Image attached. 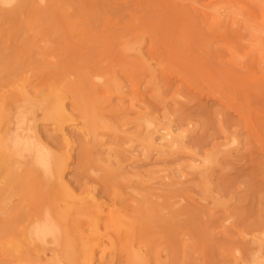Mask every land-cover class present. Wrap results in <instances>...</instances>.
Instances as JSON below:
<instances>
[{
	"label": "rangeland",
	"instance_id": "374dc122",
	"mask_svg": "<svg viewBox=\"0 0 264 264\" xmlns=\"http://www.w3.org/2000/svg\"><path fill=\"white\" fill-rule=\"evenodd\" d=\"M36 1L0 2V110L32 97L39 135L5 146L0 264L264 263V33L247 24L264 31V0Z\"/></svg>",
	"mask_w": 264,
	"mask_h": 264
},
{
	"label": "bare ground",
	"instance_id": "6f19581e",
	"mask_svg": "<svg viewBox=\"0 0 264 264\" xmlns=\"http://www.w3.org/2000/svg\"><path fill=\"white\" fill-rule=\"evenodd\" d=\"M4 2V1H8V2H6V3H13V5H14V8H13V16H15V17H17L19 14L21 15V12L24 10V9H26L25 7L27 6L28 7V5H30V4H32V2H31V0H0V2ZM34 1H36V0H34ZM50 1H52V0H50ZM50 1H45L44 0V4H45V2H50ZM54 1V0H53ZM55 1H57V0H55ZM54 1V2H55ZM59 1H61V0H59ZM69 1V0H68ZM218 1V0H217ZM223 1H225V0H223ZM259 1H261V0H259ZM258 1V2H259ZM37 3L39 2V1H36ZM62 2V1H61ZM60 2V3H61ZM222 2V1H221ZM220 2V4L222 5V4H224V2L223 3H221ZM226 2V1H225ZM52 2H50V4H51ZM59 2L57 1V4H58ZM73 3V2H72ZM75 3V2H74ZM79 3V2H78ZM229 3V2H228ZM227 3V4H228ZM232 3H234V2H232ZM28 4V5H27ZM36 4V3H35ZM34 4V5H35ZM44 4H43V6H41V8H42V10L45 8L44 7ZM53 4V3H52ZM52 4H51V8H52ZM82 4V3H81ZM95 4V3H94ZM97 4V3H96ZM95 4V5H96ZM236 4V3H235ZM234 4V5H235ZM262 5L264 4V2L263 3H261ZM0 5H1V3H0ZM39 5H40V3H39ZM47 5H48V3L46 4V7H47ZM54 6H55V4H53ZM68 5V4H67ZM67 5H65V3H64V8L67 6ZM72 5V4H71ZM93 5V4H92ZM221 5H218V8H216V6H215V9H219V7H221ZM229 5H230V3H229ZM259 5V4H258ZM8 6V5H7ZM32 6V5H31ZM30 6V8H27V9H32L33 7H31ZM36 6H38V5H36ZM35 6V7H36ZM50 5H48V7L47 8H50L49 7ZM60 5H58L57 7H59ZM73 6V5H72ZM79 6H80V4H79ZM90 6V5H89ZM214 6V5H213ZM224 6V5H223ZM226 6V5H225ZM230 6H232V5H230ZM230 6H229V8H230ZM237 5H235V7H236ZM240 7H241V5H239ZM260 6V5H259ZM4 7V6H3ZM39 7V6H38ZM68 8H69V5L67 6ZM75 7V6H74ZM94 6H92L91 8H93ZM243 7V9H244V6H242ZM40 8V7H39ZM40 8V9H41ZM47 8L45 9V10H47ZM51 8H50V11L49 10H47L46 12H48L49 11V15H48V13H46V18L49 16V17H53L54 18V15L55 14H53L52 15V13L50 14V12H53V13H55L54 11L56 10V8H52L53 10H51ZM62 8V7H61ZM76 8V7H75ZM80 8V7H79ZM98 8V7H97ZM100 8V7H99ZM214 8V7H213ZM224 8V7H223ZM262 8H264V6H262ZM12 9V8H11ZM39 9V10H40ZM63 9V8H62ZM78 9V8H77ZM84 9V8H83ZM86 9V8H85ZM208 9H209V7H208ZM210 9H211V7H210ZM235 9V8H234ZM239 9H241V8H238V10ZM44 10V11H45ZM61 9L60 8H58V11H60ZM66 10H69V9H66ZM212 10V9H211ZM221 10V9H220ZM224 10H227L226 8L224 9ZM230 10V9H229ZM231 10H233V9H231ZM238 10L236 11V10H234L236 13L238 12ZM242 10V9H241ZM1 11V10H0ZM43 11V12H44ZM58 11H57V13H58ZM84 11V10H83ZM99 11V10H98ZM213 11H214V9H213ZM213 11H209V12H211L212 14H214V12ZM223 11V10H222ZM240 11V10H239ZM257 11H258V9H257ZM2 12V11H1ZM7 12V11H6ZM33 13L32 14H37V12H38V10L36 11V12H34V11H32ZM40 12H41V10H40ZM40 12H38V13H40ZM42 12V13H43ZM69 12V11H68ZM68 12H66L65 11V13H68ZM216 12H218L217 10H216ZM225 12H228V10L227 11H225ZM232 12V11H231ZM242 11H240L239 12V15H240V13H241ZM264 12V11H263ZM26 13V12H25ZM30 13V12H29ZM41 13V14H42ZM61 13V12H60ZM88 13H91V12H88ZM218 13H222V16L221 17H223L224 15H223V12H218ZM229 14H231L230 12H228ZM234 13V12H233ZM1 14V13H0ZM23 14V13H22ZM41 14H39L40 15V17H39V15H35L36 17H38V18H41V20H42V18L44 19V17H42L43 15H41ZM59 14V13H58ZM62 15H63V12L61 13ZM61 14H59V17L60 18H62V15ZM81 14V13H80ZM87 14V13H86ZM85 14V15H86ZM94 14V13H93ZM217 14V13H216ZM225 14V13H224ZM235 14V13H234ZM246 14V13H245ZM245 14H244V16H245ZM9 15V14H8ZM208 15V14H207ZM219 15V14H218ZM247 15V17H248V14H246ZM263 15H264V13H263ZM263 15H261L262 17H263ZM6 16H7V13H6ZM33 16V15H32ZM34 16V17H35ZM67 16V15H66ZM82 16V15H81ZM214 16H215V14H214ZM237 16V15H236ZM241 16V18H242V15H240ZM240 16H238L239 18H240ZM260 16V17H261ZM1 17V16H0ZM57 17V16H56ZM55 17V18H56ZM94 17H97V16H94ZM220 17V18H221ZM225 17H227V15L225 16ZM224 17V18H225ZM231 17H233L234 18V16H232L231 15ZM250 17V16H249ZM55 18L53 19V20H55ZM58 18V17H57ZM78 18V17H77ZM92 18V17H91ZM214 18H216V17H214ZM219 18V17H218ZM218 18H217V20H218ZM32 19V18H31ZM49 21H50V19L49 18H47ZM47 19L45 20L44 19V21H46L45 23H47ZM242 19H244V17L242 18ZM251 19V18H250ZM261 19V18H260ZM260 19H258V20H260ZM263 19V18H262ZM41 20H39V21H41ZM220 21H222L221 19H219ZM245 20V19H244ZM247 20V19H246ZM245 20V21H246ZM249 20V19H248ZM44 21H43V23H44ZM52 21V20H51ZM50 21V22H51ZM56 21V20H55ZM54 21V22H55ZM88 21V20H87ZM93 21V20H92ZM215 21H216V19H215ZM238 21H240L239 19H238ZM250 21V20H249ZM248 21V26L250 27V31H252V34H254L255 36H257V35H259V36H257V37H259L260 39L263 37L262 35H261V37H260V33H264V31L262 32V30H260L262 27H259L257 24L258 23H256L255 24V22H254V24L252 23V25H249L250 23H251V21L249 22ZM31 23H29V24H32V21H30ZM96 22V21H95ZM236 22V21H235ZM241 22V21H240ZM244 22V21H243ZM261 22V21H260ZM33 23H35V22H33ZM36 23H39V22H36ZM92 23V22H91ZM94 23V22H93ZM217 23V22H216ZM221 23V22H220ZM239 23V22H238ZM26 24H27V22H26ZM26 24H25V27H27L26 26ZM219 24V23H218ZM237 24V23H236ZM264 24V23H263ZM35 25V24H34ZM37 25V24H36ZM35 25V26H36ZM52 25V24H51ZM93 25V24H92ZM256 25L257 27H259V28H257V27H254V26ZM261 25H262V22H261ZM30 26V25H29ZM91 26V25H90ZM233 26V25H232ZM34 27V26H33ZM93 27H95V24H94V26ZM246 27V26H245ZM32 28V27H31ZM35 28V27H34ZM256 28L258 29V31L256 30ZM28 29V28H27ZM26 30V29H25ZM32 30L33 31H35L33 28H32ZM39 30V29H38ZM92 30V29H91ZM27 31V30H26ZM28 31H29V29H28ZM33 31H31V32H33ZM40 31H42L41 29H40ZM53 31V30H52ZM249 31V32H250ZM37 32V31H36ZM36 32H34V34H36L37 35V33ZM44 32H45V30H44ZM25 33V32H24ZM24 33H22L23 35H24ZM42 33H43V31H42ZM46 33V32H45ZM33 34V35H34ZM55 34V33H54ZM252 34H251V39L250 40H252ZM22 35V36H23ZM27 35V34H26ZM39 35H41V34H38L37 36L39 37ZM61 35V34H60ZM250 35V34H249ZM19 36H21V35H19ZM25 36V35H24ZM254 36V37H255ZM43 37V36H42ZM250 37V36H249ZM22 38V37H21ZM21 38H18V41L19 40H21ZM28 38V37H27ZM26 38V39H27ZM33 38H36V36H33ZM45 38V39H44ZM48 38V37H47ZM55 38H56V36H55ZM256 38V37H255ZM255 38H254V40H255ZM259 38H257V39H259ZM25 38H23V40H24ZM25 39V40H26ZM31 39V38H30ZM40 39H42V40H46V37H43V38H40ZM49 39V38H48ZM263 39V38H262ZM29 39H27V41H28ZM264 40V39H263ZM22 41V40H21ZM20 41V42H21ZM34 41V44H35V40H33ZM33 41L31 40V42L33 43ZM36 41H38V40H36ZM88 41V40H87ZM257 42H258V40H256ZM20 42H18L19 44H20ZM23 42V41H22ZM22 42H21V44H22ZM30 42V41H29ZM28 42V43H29ZM30 42V43H31ZM42 42V41H41ZM251 42V41H250ZM257 42H255L254 44H255V46H253V47H255V51L256 50H258V48H256L257 46L259 47V45H257L258 43ZM27 43V42H26ZM54 43V42H53ZM252 44H253V42H251ZM260 43H262V40H261V42ZM259 43V44H260ZM7 44V43H6ZM18 44V45H19ZM37 44V43H36ZM31 45V44H30ZM30 45H29V48L30 49H35L36 47H32V45H31V47H30ZM257 45V46H256ZM260 45H262V44H260ZM263 45H264V42H263ZM35 46H37V45H35ZM40 46V45H39ZM2 47V46H1ZM16 47V46H15ZM21 47H22V45H21ZM24 48H26V46H23ZM23 47H22V49H23ZM252 47V48H253ZM6 48V47H5ZM5 48H2V49H5ZM8 48H9V46H8ZM262 48V51L264 50V47H259V49H261ZM7 49V48H6ZM32 49V50H33ZM254 49V48H253ZM19 50V49H18ZM21 50V49H20ZM19 50V52H22V51H20ZM46 50V49H45ZM54 50V49H53ZM52 50V51H53ZM31 51V50H30ZM48 51V50H47ZM18 52V53H19ZM26 52H27V50H26ZM33 52V51H32ZM23 53H25L24 52V50H23ZM34 53V52H33ZM52 53V52H51ZM256 53V52H255ZM13 53H9V54H7V55H12ZM38 54V53H37ZM36 54V55H37ZM40 54V53H39ZM252 54V53H251ZM19 55V54H18ZM34 56H35V54H33ZM261 55V54H260ZM13 56V55H12ZM34 56H32V55H30L29 57H32L33 58V61H37V60H35V57ZM43 56V55H42ZM3 57V56H2ZM19 57H21V56H19ZM38 57H40L41 58V56H37L36 58H38ZM45 57V56H44ZM238 57V56H237ZM259 57V56H258ZM5 58V57H4ZM4 58H3V60H4ZM7 58H10V56L9 57H7ZM12 58V57H11ZM14 58V57H13ZM13 58H12V60H13ZM2 59V58H1ZM0 59V60H1ZM6 59V58H5ZM21 59H22V57H21ZM26 59V58H25ZM264 59V58H263ZM262 59V60H263ZM8 61H9V59H7ZM7 60H5V61H7ZM11 60V61H12ZM24 60V59H23ZM29 60L30 59H27V61L29 62ZM32 60V59H31ZM31 60H30V62H31ZM8 61H7V63H8ZM11 61H9V62H11ZM27 61H25L24 60V62L25 63H27ZM1 62H3V61H1ZM22 62V61H21ZM40 62V61H39ZM15 63V62H14ZM13 63V64H14ZM38 63V62H37ZM6 64V63H5ZM13 64L11 65V66H13ZM16 64H19V63H16ZM260 64H262V63H260ZM8 65V67H10L9 66V64H7ZM15 65V64H14ZM21 66H23V64H20ZM19 65V66H20ZM40 66V65H39ZM15 67V66H14ZM16 67H18V66H16ZM21 68V67H20ZM19 68V69H20ZM13 69V68H12ZM11 69V70H12ZM8 70H10V68L8 69ZM14 70V69H13ZM15 70H17V68L15 69ZM18 71V70H17ZM14 72V71H13ZM9 73H11L10 71H9ZM8 73V74H9ZM13 73H11V75H12ZM10 75V74H9ZM96 77V76H95ZM94 77V78H95ZM115 79V78H114ZM112 80V79H111ZM97 81L99 82V83H102V82H104V79H102L100 76H98V78H97ZM107 83L109 84V87L110 88H112V89H114L115 91H119L121 88H120V86L119 85H117V83L115 82V81H107ZM105 84V83H104ZM77 85V84H76ZM73 86V85H72ZM71 86V87H72ZM70 87V86H69ZM67 90H69V89H67ZM71 91H73V90H69V91H67V93L68 92H70L71 93ZM77 91V90H76ZM75 92V91H74ZM75 93H77V96L79 95L78 94V92H75ZM19 94H20V92H19ZM24 96V95H23ZM25 96H26V94H25ZM75 96V95H74ZM26 97H29V96H26ZM26 97H22L21 96V98L20 99H18V103L17 104H15L14 105V108H13V112L11 113V114H5L4 113V111H2L3 109H1L0 110V115H2V116H0V130L2 131V129L1 128H3L4 130H5V133L3 134V135H1L0 134V171H5L6 170V168L9 166V164H8V162L10 161V159H12V157H15V156H13V155H11V153L9 154H7L6 153V150H5V146H7L8 145V143L10 144V143H16V142H25V141H28L30 138V132H33V137L34 136H36V138H37V136H39L38 135V131H37V127L36 126H33V124H32V122L29 120V119H27V117H29V116H34V113H35V109L33 108V107H31L32 105L31 104H33V101H31V100H29V99H32V97L30 98L29 97V99H27ZM71 97H73V95H71ZM34 99V98H33ZM76 99V98H75ZM42 100V99H41ZM43 100H44V98H43ZM0 105H1V103H0ZM4 106H5V103L3 104ZM1 108H2V106H1ZM4 108V107H3ZM16 108V109H15ZM5 109V108H4ZM56 109V108H55ZM55 109H53V110H49L50 112H42V114H43V117L45 118V120L46 121H48V122H51L52 123V125H54L55 127H56V129H58V130H60V131H64L65 130V128H63V127H61V125H60V122H59V120H57V118H56V116H57V114L59 113V110L57 109V110H55ZM83 112V111H82ZM85 112V111H84ZM24 114V115H23ZM86 115V114H85ZM88 115V114H87ZM95 115V114H94ZM89 117H90V115H88ZM26 117V118H25ZM90 119V118H89ZM166 121V120H165ZM145 124V123H144ZM146 125V124H145ZM53 127V126H52ZM82 127V126H81ZM150 127V126H149ZM62 129H64V130H62ZM168 130V129H167ZM0 131V132H1ZM115 131V130H114ZM117 131V130H116ZM162 132V131H161ZM165 132H166V130H165ZM168 132H170V129H169V131ZM167 132V133H168ZM2 133V132H1ZM21 133H24L22 136L20 135ZM42 133V132H41ZM147 133V132H146ZM150 133V132H149ZM148 133V134H149ZM172 133V132H171ZM170 133V135H172ZM65 134V133H64ZM153 134V133H152ZM164 134V133H163ZM166 134V133H165ZM167 135V134H166ZM41 136V135H40ZM165 136V135H164ZM168 137V136H167ZM171 137V136H170ZM155 138V137H154ZM162 138V137H161ZM165 138H166V136H165ZM165 138H164V140H165ZM169 138V137H168ZM43 139V138H42ZM41 139V140H42ZM146 139V138H145ZM167 139V138H166ZM170 139V138H169ZM168 139V140H169ZM40 140V139H39ZM40 140V141H41ZM144 140V139H143ZM146 140H148V139H146ZM152 140V139H151ZM157 140V139H156ZM161 140H163V138L161 139ZM172 140V139H171ZM44 142H45V140H44ZM66 142V141H65ZM153 141H150V143H151V145L153 144L152 143ZM169 142H170V140H169ZM147 143V142H146ZM156 143V142H155ZM42 144V143H41ZM172 144H173V142H172ZM45 145V144H44ZM157 145V144H156ZM156 145H155V147H156ZM46 147H47V145H45ZM159 146V145H158ZM150 147V146H149ZM171 147H172V145H171ZM48 148V147H47ZM50 148V147H49ZM48 148V149H49ZM151 148V147H150ZM50 151H51V149H49ZM55 151V150H54ZM54 151H51L52 152V160H53V162L55 163V170H56V175H58V177L60 178V179H64L63 178V172H64V164H63V162H61V163H58L57 161L60 159V158H68L69 156L67 155H65L66 157H64V156H62L61 154H58V153H54ZM69 152V151H68ZM63 153V152H62ZM38 157V156H42V155H40V154H38V149L36 150V148H35V146H34V144L32 143L31 144V146L30 147H27V149H22V151L17 155V158H19V160H26V159H29V158H34V157ZM43 158H44V155H43ZM45 159H46V157H45ZM110 161V160H109ZM13 165H15L14 163H12ZM12 165H10V167H11ZM9 170H12V169H14V168H8ZM9 173V176L10 175H12L13 174V172L10 174V172H8ZM0 174L1 175H3V172L1 173L0 172ZM1 175H0V177H1ZM11 177V176H10ZM9 177V178H10ZM12 178V177H11ZM17 178V177H16ZM57 181H59V180H57ZM2 182V181H1ZM5 184V183H4ZM9 190H10V187H9ZM9 190H8V192H9ZM10 193V192H9ZM209 193V192H208ZM144 197V196H143ZM1 199H3V198H1ZM78 201V200H77ZM142 203V202H141ZM137 205V204H136ZM6 208V207H5ZM150 210V209H149ZM59 211V210H58ZM148 210H146V212H147ZM9 212V211H8ZM17 212H19V211H17ZM62 213V212H61ZM148 213H150V211H148ZM10 214V213H9ZM19 214V213H18ZM60 216V215H59ZM65 216V215H64ZM149 216V215H148ZM25 217V216H24ZM62 217V216H61ZM60 217V218H61ZM62 219V218H61ZM23 220V219H22ZM34 221H35V219H34ZM65 221V220H64ZM229 221V220H228ZM227 221V222H228ZM25 230H23L22 232H24ZM34 233H36V232H34ZM63 234V233H62ZM68 235V234H67ZM26 237V236H25ZM43 237V236H42ZM67 237V236H66ZM52 238V237H51ZM43 239V238H42ZM50 240V239H49ZM264 242V241H263ZM128 243V242H127ZM18 244V243H17ZM38 244V243H37ZM40 244V243H39ZM69 244V243H68ZM18 246V245H17ZM131 246V245H130ZM24 247V246H23ZM36 247V246H35ZM19 248V247H18ZM68 248V247H67ZM9 252H10V250L9 249H7ZM68 250V249H67ZM129 250H132L131 248L129 249ZM65 251H66V248H65ZM140 251V250H139ZM139 251H135V250H133L132 251V256H131V254L129 253V255L131 256V262H132V264H147L146 263V260L144 259V255H141L140 254V252ZM67 253H69V252H67ZM263 253V252H262ZM72 255V254H71ZM69 256V259H71V257L72 256ZM92 255V254H91ZM65 256V255H64ZM66 257H68V256H66ZM82 258H83V261L85 260L86 262H85V264L87 263V264H91V256L90 255H88V254H86V253H84L83 255H82ZM72 261V260H71ZM261 262V261H260ZM70 263V261H68V263L67 264H69ZM81 263V262H80ZM70 264H72V262L70 263ZM260 264V263H259ZM262 264H264V263H262Z\"/></svg>",
	"mask_w": 264,
	"mask_h": 264
}]
</instances>
